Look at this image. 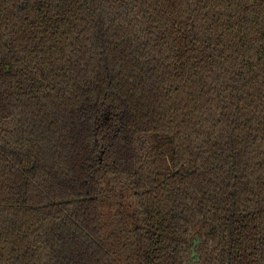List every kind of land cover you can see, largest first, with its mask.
<instances>
[{
  "label": "trees",
  "instance_id": "obj_1",
  "mask_svg": "<svg viewBox=\"0 0 264 264\" xmlns=\"http://www.w3.org/2000/svg\"><path fill=\"white\" fill-rule=\"evenodd\" d=\"M0 264H264V0H0Z\"/></svg>",
  "mask_w": 264,
  "mask_h": 264
}]
</instances>
